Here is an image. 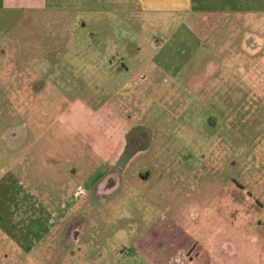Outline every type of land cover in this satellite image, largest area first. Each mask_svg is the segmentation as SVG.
I'll use <instances>...</instances> for the list:
<instances>
[{
    "label": "rangeland",
    "instance_id": "obj_1",
    "mask_svg": "<svg viewBox=\"0 0 264 264\" xmlns=\"http://www.w3.org/2000/svg\"><path fill=\"white\" fill-rule=\"evenodd\" d=\"M202 8L0 0V264H264V0Z\"/></svg>",
    "mask_w": 264,
    "mask_h": 264
},
{
    "label": "flooded vegetation",
    "instance_id": "obj_2",
    "mask_svg": "<svg viewBox=\"0 0 264 264\" xmlns=\"http://www.w3.org/2000/svg\"><path fill=\"white\" fill-rule=\"evenodd\" d=\"M125 152H127L126 147L124 148V153ZM133 156L134 155L132 153L131 157L129 159L127 158V160L120 159V161L117 162L113 161L114 163L111 165L108 163L109 165H107V172L105 173L106 174L105 178L114 176L116 179L112 185L105 183V181L103 180L101 182H98L95 188V192L97 194L104 192L111 193L112 191L117 189L119 185L117 184V181H121V177L123 176L124 171L128 174L127 181L129 184L126 189L129 191L135 188L137 181L146 180L147 179L146 174H143L141 171L139 172V170H135L136 165L134 164V162H132L134 160ZM82 232H83L82 226L80 227L79 225L68 224V226H66L61 233L62 235L61 240L63 239V241L67 240L68 242L69 241L78 242L80 240V237L82 236Z\"/></svg>",
    "mask_w": 264,
    "mask_h": 264
},
{
    "label": "crops",
    "instance_id": "obj_3",
    "mask_svg": "<svg viewBox=\"0 0 264 264\" xmlns=\"http://www.w3.org/2000/svg\"><path fill=\"white\" fill-rule=\"evenodd\" d=\"M135 3L145 12L190 13L201 6L203 10H212L222 5L228 8L233 6L232 9L237 11L235 7L238 0H232L231 3L228 0H135ZM188 261L192 262L189 259Z\"/></svg>",
    "mask_w": 264,
    "mask_h": 264
},
{
    "label": "water",
    "instance_id": "obj_4",
    "mask_svg": "<svg viewBox=\"0 0 264 264\" xmlns=\"http://www.w3.org/2000/svg\"><path fill=\"white\" fill-rule=\"evenodd\" d=\"M115 177L114 176H111V177H107L105 178L103 181H105V183L109 184V185H112L115 181Z\"/></svg>",
    "mask_w": 264,
    "mask_h": 264
}]
</instances>
